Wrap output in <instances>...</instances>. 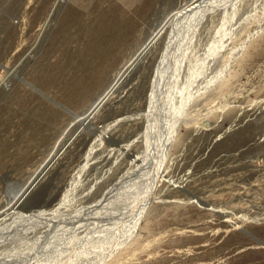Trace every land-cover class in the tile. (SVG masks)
<instances>
[{"label": "rangeland", "instance_id": "rangeland-1", "mask_svg": "<svg viewBox=\"0 0 264 264\" xmlns=\"http://www.w3.org/2000/svg\"><path fill=\"white\" fill-rule=\"evenodd\" d=\"M192 1L0 0V214L160 33L0 223V264H264V0L169 22Z\"/></svg>", "mask_w": 264, "mask_h": 264}, {"label": "bare ground", "instance_id": "bare-ground-1", "mask_svg": "<svg viewBox=\"0 0 264 264\" xmlns=\"http://www.w3.org/2000/svg\"><path fill=\"white\" fill-rule=\"evenodd\" d=\"M207 2H209V0H194L192 2H190L188 5H186L185 7H183L180 11L175 12L171 18L169 22H173V21H177L181 18H185L193 13L196 12V10L198 11V9L201 8V6L204 4H206ZM57 4V3H56ZM203 8V7H202ZM165 27V26H164ZM163 27V28H164ZM160 37V33H158L153 39H151L145 46V48L139 53L138 57L136 58L135 62L133 63V65H131V67L117 80L114 82V84L112 86H110L109 90L104 92L95 102L94 106L91 108V110L89 111V113L86 115V117H84L83 121L81 122L80 126L77 127V129L74 131V133L65 141V143L62 145V147L59 149V151L56 153V155L52 158L51 162L45 167V169L39 174V176L32 181L27 188L23 191L20 200H19V204L14 207H10L6 210H4L1 214H0V223H3L6 219H8L9 217L11 218L14 214H15V209L19 208L22 203L24 202L23 200H25V197L27 196L28 192H30L31 188L39 181V179L45 175V173L47 172L48 168L51 166V164L58 158V156L61 154L62 150L71 142V140L73 139V137L79 133H81V131L86 127L92 124L96 112L106 103V101L114 94L116 93L120 87L123 85L124 80L126 78H128V76L130 75V73L132 72V70L135 68V66L140 62L141 59H143L145 57V55L148 53V51L154 46V44L156 43V41L158 40V38ZM74 140V139H73Z\"/></svg>", "mask_w": 264, "mask_h": 264}, {"label": "water", "instance_id": "water-1", "mask_svg": "<svg viewBox=\"0 0 264 264\" xmlns=\"http://www.w3.org/2000/svg\"><path fill=\"white\" fill-rule=\"evenodd\" d=\"M19 203H20V202H19ZM19 203H18V204H19ZM18 204H17V205H18Z\"/></svg>", "mask_w": 264, "mask_h": 264}]
</instances>
